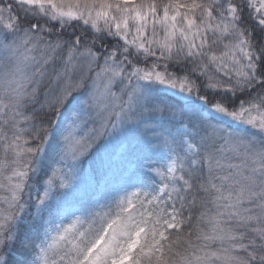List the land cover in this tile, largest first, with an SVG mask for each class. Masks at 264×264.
<instances>
[{
  "label": "snow or ice",
  "instance_id": "snow-or-ice-1",
  "mask_svg": "<svg viewBox=\"0 0 264 264\" xmlns=\"http://www.w3.org/2000/svg\"><path fill=\"white\" fill-rule=\"evenodd\" d=\"M0 264H264V0H0Z\"/></svg>",
  "mask_w": 264,
  "mask_h": 264
},
{
  "label": "rangeland",
  "instance_id": "rangeland-1",
  "mask_svg": "<svg viewBox=\"0 0 264 264\" xmlns=\"http://www.w3.org/2000/svg\"><path fill=\"white\" fill-rule=\"evenodd\" d=\"M134 161L131 157L122 160L119 152L113 151L112 146L108 145L106 148L101 149L99 153L94 152L92 156L85 160L83 168L86 172L90 171L95 176L99 190H103L106 179L118 178L125 168L129 170L133 168Z\"/></svg>",
  "mask_w": 264,
  "mask_h": 264
},
{
  "label": "trees",
  "instance_id": "trees-1",
  "mask_svg": "<svg viewBox=\"0 0 264 264\" xmlns=\"http://www.w3.org/2000/svg\"><path fill=\"white\" fill-rule=\"evenodd\" d=\"M135 167V161H134V164H133V168ZM187 215V213H185Z\"/></svg>",
  "mask_w": 264,
  "mask_h": 264
}]
</instances>
